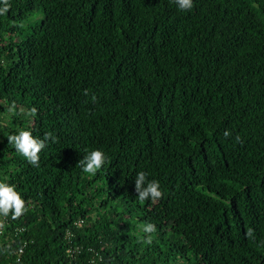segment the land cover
Here are the masks:
<instances>
[{
	"label": "trees",
	"instance_id": "obj_1",
	"mask_svg": "<svg viewBox=\"0 0 264 264\" xmlns=\"http://www.w3.org/2000/svg\"><path fill=\"white\" fill-rule=\"evenodd\" d=\"M9 3L0 179L27 210L0 214V264H264V0ZM25 129L51 134L38 165L8 140Z\"/></svg>",
	"mask_w": 264,
	"mask_h": 264
},
{
	"label": "clouds",
	"instance_id": "obj_2",
	"mask_svg": "<svg viewBox=\"0 0 264 264\" xmlns=\"http://www.w3.org/2000/svg\"><path fill=\"white\" fill-rule=\"evenodd\" d=\"M175 3L179 10H190L193 7L194 0H175ZM10 7L9 0H0V15L7 13ZM227 135L229 133L225 132V136ZM50 136V133L46 134L42 139L34 136L32 131L25 129L11 134L8 140L14 144L16 151L23 155L29 163L38 165L39 153L45 148L46 141ZM237 140H239V137H237ZM106 160V153L100 149H95L84 157L81 165L82 170L86 173L95 174L106 163ZM135 189L140 200L159 199L163 195L159 181H149L147 174L143 171L136 175ZM26 210L25 201L22 198V194L17 191L16 185L5 179H0V214L7 215L11 211L15 218ZM155 230L156 226L152 223H147L143 226L144 233H153ZM147 242L151 243L150 236L147 237Z\"/></svg>",
	"mask_w": 264,
	"mask_h": 264
},
{
	"label": "built area",
	"instance_id": "obj_3",
	"mask_svg": "<svg viewBox=\"0 0 264 264\" xmlns=\"http://www.w3.org/2000/svg\"><path fill=\"white\" fill-rule=\"evenodd\" d=\"M83 224V221H78L75 223V226L77 228H80ZM5 226H6V219L5 218H2L0 217V238L4 235L5 233ZM67 236L68 238L72 237V233L70 231L67 232ZM75 252H80V248L79 247H71L68 249V254L70 255H74ZM23 253V249H20L19 250V254H22ZM89 264H98V262L93 258Z\"/></svg>",
	"mask_w": 264,
	"mask_h": 264
}]
</instances>
